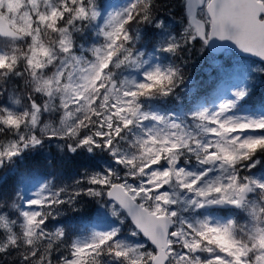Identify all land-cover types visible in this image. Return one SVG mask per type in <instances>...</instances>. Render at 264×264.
<instances>
[{"label":"snow or ice","instance_id":"snow-or-ice-1","mask_svg":"<svg viewBox=\"0 0 264 264\" xmlns=\"http://www.w3.org/2000/svg\"><path fill=\"white\" fill-rule=\"evenodd\" d=\"M109 7L0 0V169L17 174L0 264H264V109L240 114L249 84L181 102L197 45L264 61V0H183L175 35L157 0ZM51 140L64 156L45 163ZM69 153L109 163L63 187L38 171ZM85 198L107 223L78 235L59 217Z\"/></svg>","mask_w":264,"mask_h":264},{"label":"trees","instance_id":"trees-1","mask_svg":"<svg viewBox=\"0 0 264 264\" xmlns=\"http://www.w3.org/2000/svg\"><path fill=\"white\" fill-rule=\"evenodd\" d=\"M157 3L160 6L161 12L163 16H166L167 20L169 22H173L174 26L178 28V23L174 21V19L170 16L172 14V9L175 6V0H157ZM182 10V9H181ZM183 11V10H182ZM177 18L180 17V15H176ZM87 46V45H86ZM204 51L200 50V46L197 45L196 49L192 52L188 53L187 56L184 57L186 60V64L183 65V67L187 68L189 71H191V76H186L185 73V87L181 93V100L185 99V95L187 100L191 101L193 99V96L196 93H200L201 96H208L212 97L214 96L213 93L216 92V89L218 88V85L220 84V79H216L213 82H209L210 79L209 71L208 69L202 68L203 60L210 56V53L208 52L207 48L203 49ZM253 60V59H252ZM259 64V68H264V63L256 62ZM180 61H178L179 63ZM213 74H216L214 72ZM212 74V75H213ZM191 77V78H190ZM244 84L251 85L252 87V93L254 95L258 94H264V72H258L255 74V78L253 81V73L250 74L248 77L244 78ZM191 83L189 84V82ZM187 85H191L192 87V95L191 97H187L188 91H187ZM242 86V87H243ZM248 100V98H247ZM246 102L241 106V112H250V111H259L261 109H258L260 106L253 107L249 103ZM159 107L163 110L169 109L166 104H164V101L158 102ZM170 104V103H169ZM49 156H47L46 153L42 152L41 160L43 162H47L48 159H53L55 161H59L60 158L64 156V152L61 151L58 153L57 148H49L48 149ZM104 153H96L94 155L88 156L87 154L82 155H76L72 156L74 154L69 153V156H72L69 161H67L66 166L63 164H60L58 167H49L47 169H44L42 165H37V169L40 171L42 170L43 174L50 173L51 175L48 176L52 177L54 179V184H56L59 187H63L65 184H72L75 179L81 178L85 173H94L99 170H102L104 166V160L101 158ZM107 157V155H106ZM109 161L107 162V164ZM17 178V174L15 173H8L7 177L4 181L11 183H14L15 179ZM2 181V182H4ZM1 182V183H2ZM91 198H85L81 204L79 205L80 211L78 213H72L69 211H65L64 214L59 218L60 220L64 221L65 223L70 222L73 226L74 232L78 235H83L87 231V226H90L93 213L94 211V202L89 203ZM244 222V221H241ZM54 223V222H53ZM52 227V225H50ZM11 264H15L13 258L9 259Z\"/></svg>","mask_w":264,"mask_h":264},{"label":"rangeland","instance_id":"rangeland-1","mask_svg":"<svg viewBox=\"0 0 264 264\" xmlns=\"http://www.w3.org/2000/svg\"><path fill=\"white\" fill-rule=\"evenodd\" d=\"M124 2H125V0H107V3L110 5L109 10H111L113 7L122 6V4ZM174 5L175 6L173 7V9H172L173 11H172V14L170 16L174 19V21H176L178 23V28H176L174 26L173 22H169L167 20V23H168L169 28L172 30V34L175 35L177 32L182 31L186 25L184 24L185 13H184V11H182L183 10V0H175ZM176 15H180V17L177 18ZM207 50H208V48H207ZM202 51H204V50H202ZM178 61L179 60H177L176 62L178 63ZM202 68H204V70L208 69V71L210 72L209 73L210 79L208 80L209 82H213L216 79L221 80L220 84L218 85V88H221L220 95H221V97H226L230 94V92L235 91L237 88H240L243 86L244 81H245L244 78L248 77L249 73L250 74L253 73V81H254L255 74L258 73L257 69L259 68V64L255 63L251 58L240 57L235 52L226 51V52H223V53L218 54V55H212V53H210V56L206 57L203 60ZM183 69H184V75L186 73V76L187 75H188V77L191 76V71H189L185 67H183ZM214 72H216V74H213ZM190 83H191V81L189 82V84ZM187 91H188L187 97H189V96L191 97V95H192L191 85H187ZM215 94H216V92L213 93V95H215ZM181 102H183V100H181ZM247 103H249L253 107L260 106V107H258V109H264V94L261 93L258 95H254V93L251 92L250 96L248 97ZM164 104H166V106H168L169 108L174 106L173 103L169 104V103L164 102ZM247 113L248 112H241L240 111V114H247ZM62 143H63V141H59V140L46 141V146L44 149L41 150V152L46 153L47 156H49L50 151H48V149L51 147L54 149L57 148L58 153H60V155H61V152L63 153V151L61 150L59 145H61ZM87 155L91 156L94 154H87ZM61 156H63V155H61ZM101 158L104 160V166H103V168H104L107 165L108 157H106V154L104 153L103 156H101ZM99 171H101V170H99ZM99 171H97V172H99ZM40 172H42V170H40ZM8 173H13V172H10L8 169H0V177L3 178L2 181L5 180ZM257 174H259V173H257ZM49 178H50V180L54 181V179L52 177H49ZM2 181H0V183ZM93 214L94 215L92 217V221H91L90 226L94 223H101V224L107 223V217H105L103 215H99L96 212ZM52 226H54V223ZM90 226H87V230L90 228ZM83 235H87V231ZM12 258L14 260V257H10L9 259H12Z\"/></svg>","mask_w":264,"mask_h":264},{"label":"water","instance_id":"water-1","mask_svg":"<svg viewBox=\"0 0 264 264\" xmlns=\"http://www.w3.org/2000/svg\"><path fill=\"white\" fill-rule=\"evenodd\" d=\"M208 49L213 54H221V53H223L226 50H233L240 56L253 58V59H256V60L264 63V61H262L259 57H256V56H254L252 54L243 52L242 50H240L237 46H235L231 42H224L222 45L213 44Z\"/></svg>","mask_w":264,"mask_h":264},{"label":"flooded vegetation","instance_id":"flooded-vegetation-1","mask_svg":"<svg viewBox=\"0 0 264 264\" xmlns=\"http://www.w3.org/2000/svg\"><path fill=\"white\" fill-rule=\"evenodd\" d=\"M220 213V212H219Z\"/></svg>","mask_w":264,"mask_h":264}]
</instances>
